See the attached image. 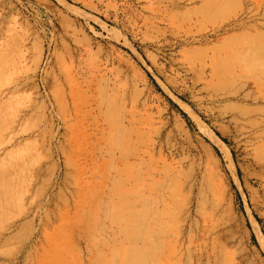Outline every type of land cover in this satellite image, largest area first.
Wrapping results in <instances>:
<instances>
[{
    "label": "rangeland",
    "instance_id": "374dc122",
    "mask_svg": "<svg viewBox=\"0 0 264 264\" xmlns=\"http://www.w3.org/2000/svg\"><path fill=\"white\" fill-rule=\"evenodd\" d=\"M62 254L264 264V0H0V264Z\"/></svg>",
    "mask_w": 264,
    "mask_h": 264
},
{
    "label": "bare ground",
    "instance_id": "6f19581e",
    "mask_svg": "<svg viewBox=\"0 0 264 264\" xmlns=\"http://www.w3.org/2000/svg\"><path fill=\"white\" fill-rule=\"evenodd\" d=\"M69 76H70V74H69ZM72 78V76L70 77V79ZM70 95H73L74 96V89L72 88L71 89V91H70ZM202 130H203V132L206 134V135H208L210 138H212V139H215L214 137H213V135H212V132H210L207 128H203V127H200ZM37 242V241H36ZM29 250V249H28ZM28 252H30V251H28ZM31 255V254H30ZM169 259H170V257H169V255L168 254H166V256L164 257V260H166V263L169 261ZM64 261H66V257L64 256V254H62L61 256H57V263L56 264H65L64 263ZM73 261V259L72 260H70L68 263H66V264H74L75 263V261H74V263L72 262ZM26 263V262H25ZM76 264H77V260H76Z\"/></svg>",
    "mask_w": 264,
    "mask_h": 264
}]
</instances>
